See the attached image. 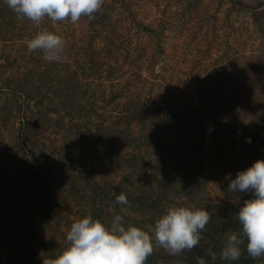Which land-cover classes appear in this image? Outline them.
<instances>
[{
    "label": "rangeland",
    "instance_id": "1",
    "mask_svg": "<svg viewBox=\"0 0 264 264\" xmlns=\"http://www.w3.org/2000/svg\"><path fill=\"white\" fill-rule=\"evenodd\" d=\"M44 30L66 40L61 61L28 52ZM238 107L264 137V0H104L92 20L39 26L0 0V237L25 250L26 264L34 251L43 264L47 248L63 251L71 224L95 219L100 203L107 226L119 214L150 234L171 206L240 203L247 192L228 186L250 167L247 140L219 127L205 141L190 137L203 138L197 120L235 123ZM209 135L229 139L232 151L240 141L225 170ZM121 192L146 206L117 204ZM204 247L178 256L157 247L154 263L188 264Z\"/></svg>",
    "mask_w": 264,
    "mask_h": 264
},
{
    "label": "clouds",
    "instance_id": "2",
    "mask_svg": "<svg viewBox=\"0 0 264 264\" xmlns=\"http://www.w3.org/2000/svg\"><path fill=\"white\" fill-rule=\"evenodd\" d=\"M4 3L21 22L26 19L39 26L45 18L53 23L70 20L73 24L81 17L92 20L104 0H4ZM26 44L29 53L42 51L46 62L61 61L67 47L63 37L47 30L38 31ZM228 192H251L253 198L245 200L240 207L237 218L241 231L226 234L219 258L238 261L245 240L249 257H264V160L239 171L230 180ZM115 202L129 203L123 192L115 197ZM210 220V212L204 209L171 206L155 221L150 234L137 226L125 227L119 214L109 226L86 216L71 224L66 233L67 247L54 258L43 259V264H146L157 247L168 255L178 256L199 245L201 233ZM205 255L209 260L198 257L197 264H210L217 259V253L211 248L205 249Z\"/></svg>",
    "mask_w": 264,
    "mask_h": 264
},
{
    "label": "trees",
    "instance_id": "3",
    "mask_svg": "<svg viewBox=\"0 0 264 264\" xmlns=\"http://www.w3.org/2000/svg\"><path fill=\"white\" fill-rule=\"evenodd\" d=\"M27 92H29L27 90ZM30 95V93H28ZM144 107L149 108V103L145 102L143 104ZM240 110V116L235 121V123L232 120H228L224 122L223 119L220 118L219 121L208 119L209 123L206 121H200L197 120L200 125L198 128L200 129V133H203V138H200V136H196L194 134L190 135L191 139H194L196 142H199L200 140L205 141L208 136L206 134L211 133L213 131H209L211 128H220L222 132L220 133H231L230 129H233V133H236L235 139H241V140H247L248 144V159L250 161L249 165L250 167L252 164L257 160H264V137H260L257 133H261L257 128L258 125H247L246 121H244V117L241 114L245 111L246 108L238 107ZM209 118V117H207ZM218 123L221 124V127L218 125ZM191 133H196L195 130H192ZM216 133V132H214ZM240 133L242 135L240 136ZM264 133V128L263 132ZM213 139L214 144V150L217 153L219 163L221 167L225 170L229 167V162H233L234 158H236L239 155L240 150V141L235 143L234 150L232 151V147L230 146L231 141L227 138H224L223 135L220 136H214L209 135ZM250 139V142H248ZM204 143V142H203ZM259 146V148H258ZM141 159H144V155L140 156ZM190 160V159H188ZM188 170V169H187ZM197 175L194 172L193 169L189 168V174L186 175V179L189 180V182L192 180V178H195ZM94 184V191L99 192L100 194L108 195L109 192L105 191V188H103L99 183H93ZM30 185V181H29ZM191 185V184H190ZM34 190V192H38L37 189H35V184L33 181H31V190ZM30 190V191H31ZM28 193V192H27ZM32 194V193H30ZM133 198L135 204H140L142 206H146L145 202L143 201V196H135V197H128L129 199ZM253 198V194L251 192H247L240 203L233 204V205H216L212 200L208 201L207 204L210 208H218L217 210L211 211L209 210L211 214V220L208 225H206L205 230L202 232L203 235H207L205 240H210L212 249L215 250L217 253V259L215 261H211V264H264V257H260L258 259H252L248 256L246 251V243L247 241L241 245V251L242 255L241 258L238 261H224L219 258V254L221 249L223 248L225 242H226V234L229 232H236L240 233L241 231V225L238 222L237 214L239 212L240 207L243 206V203L245 200ZM39 200V199H38ZM103 201V200H102ZM101 205H98V210L95 213V219H99L102 223H104L107 226V219H106V206L103 205V203H100ZM36 209L40 208V205H38V202L35 204ZM149 207H154V205H150ZM119 208V207H118ZM110 219V218H109ZM109 226V225H108ZM42 237V236H41ZM40 238V236H39ZM42 240V238H40ZM7 237L6 235L2 238L0 237V264H5L6 261H8L10 264H26L27 262L25 260H28L30 256L25 257L24 251L19 250L21 254H17V250H13L11 247H8L7 243ZM7 246V247H6ZM202 245H198L195 248H203ZM209 247V246H207ZM205 248V247H204ZM24 249V248H23ZM30 249V248H29ZM208 249V248H205ZM12 250V251H11ZM51 248H47V251L44 253V255H48V257L54 258L56 254L54 253ZM27 253V252H26ZM54 253V255H51ZM35 251L32 254L31 263L32 264H40V258L38 257V253ZM36 256V258H34ZM198 257H204L206 260H209V257L205 255L204 252L196 251V252H190L189 255H187L186 260L188 264H197V258ZM155 260L153 259V255H151L146 264H156L154 263Z\"/></svg>",
    "mask_w": 264,
    "mask_h": 264
}]
</instances>
